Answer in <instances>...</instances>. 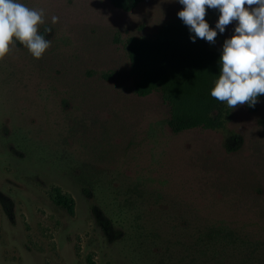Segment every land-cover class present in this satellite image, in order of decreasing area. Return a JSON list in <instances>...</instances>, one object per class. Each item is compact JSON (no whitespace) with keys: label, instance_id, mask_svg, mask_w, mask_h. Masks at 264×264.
<instances>
[{"label":"rangeland","instance_id":"rangeland-1","mask_svg":"<svg viewBox=\"0 0 264 264\" xmlns=\"http://www.w3.org/2000/svg\"><path fill=\"white\" fill-rule=\"evenodd\" d=\"M18 2L44 10L51 46L36 59L17 43L0 58V264H264V94L226 104L219 130L173 134L159 94L132 91L126 40L183 5ZM235 26L208 49L222 53Z\"/></svg>","mask_w":264,"mask_h":264},{"label":"trees","instance_id":"trees-1","mask_svg":"<svg viewBox=\"0 0 264 264\" xmlns=\"http://www.w3.org/2000/svg\"><path fill=\"white\" fill-rule=\"evenodd\" d=\"M107 1L114 9L129 12L142 0ZM218 11L206 8V15ZM192 35L180 18H174L162 23L152 35L129 37L125 44L129 74L134 79L133 94L145 97L158 93L168 108L166 124L173 134L192 129L219 130L228 114L226 102L211 97L221 52L208 49L204 39L197 38L193 43ZM48 198L67 215L73 214V200L58 187L49 189ZM86 262L93 264L89 258Z\"/></svg>","mask_w":264,"mask_h":264},{"label":"clouds","instance_id":"clouds-1","mask_svg":"<svg viewBox=\"0 0 264 264\" xmlns=\"http://www.w3.org/2000/svg\"><path fill=\"white\" fill-rule=\"evenodd\" d=\"M183 9L178 17L188 27L190 39L214 44L226 26L236 22L234 34L224 40L219 58V75L211 97L229 108L247 104L254 107L264 94V0H178ZM247 6V7H246ZM206 8L219 10L215 29L206 21ZM52 23L58 21L52 16ZM44 10H36L18 0H0V58L21 43L40 59L50 48L51 40L39 32ZM50 33L51 29H45Z\"/></svg>","mask_w":264,"mask_h":264}]
</instances>
